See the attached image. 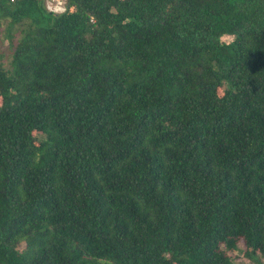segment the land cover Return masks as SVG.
I'll list each match as a JSON object with an SVG mask.
<instances>
[{
    "label": "trees",
    "instance_id": "1",
    "mask_svg": "<svg viewBox=\"0 0 264 264\" xmlns=\"http://www.w3.org/2000/svg\"><path fill=\"white\" fill-rule=\"evenodd\" d=\"M62 1L0 0V264H264V0Z\"/></svg>",
    "mask_w": 264,
    "mask_h": 264
},
{
    "label": "rangeland",
    "instance_id": "2",
    "mask_svg": "<svg viewBox=\"0 0 264 264\" xmlns=\"http://www.w3.org/2000/svg\"><path fill=\"white\" fill-rule=\"evenodd\" d=\"M3 36H4L3 27L0 26V39L2 40V42L0 43V56H2L0 61L7 62L8 58H9V54H10V48L7 46V43L5 41H3ZM243 248L244 247H243L242 243H239V244H237L235 252H233L231 254L234 264H238V263L253 264V263L249 262L247 257H245L241 254V249H243Z\"/></svg>",
    "mask_w": 264,
    "mask_h": 264
},
{
    "label": "built area",
    "instance_id": "3",
    "mask_svg": "<svg viewBox=\"0 0 264 264\" xmlns=\"http://www.w3.org/2000/svg\"><path fill=\"white\" fill-rule=\"evenodd\" d=\"M10 3L14 0H8ZM47 8L49 11L62 13L64 11L63 1L62 0H46Z\"/></svg>",
    "mask_w": 264,
    "mask_h": 264
}]
</instances>
